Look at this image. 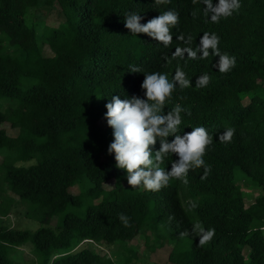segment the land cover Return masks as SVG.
Listing matches in <instances>:
<instances>
[{
  "label": "trees",
  "instance_id": "16d2710c",
  "mask_svg": "<svg viewBox=\"0 0 264 264\" xmlns=\"http://www.w3.org/2000/svg\"><path fill=\"white\" fill-rule=\"evenodd\" d=\"M239 2L213 22L203 0H0V98L15 102L0 111V218L21 205L23 217L39 225L30 232L0 224V264H20L10 254L25 245L30 258L18 259L26 264H115L97 250L114 245L127 250V264L138 256L130 243L139 236L150 252L171 245L162 264H264V0ZM169 10L179 22L167 46L124 25L127 13L144 24ZM205 34L218 38L206 57ZM224 55L235 58L226 73L219 71ZM157 72L170 82L180 72L189 82H176L163 110L183 109L178 134L204 127L213 139L187 184L170 179L148 191L132 188L115 167L104 117L113 95L145 98L144 74ZM205 75L209 82L200 86ZM229 128L231 142H221ZM177 159L169 155L160 167L170 171ZM234 168L243 184L235 183ZM81 179L85 189L71 193ZM251 191L257 194L247 203ZM83 205L82 214L70 211ZM55 216L53 228L44 226ZM83 240L90 247H78Z\"/></svg>",
  "mask_w": 264,
  "mask_h": 264
},
{
  "label": "clouds",
  "instance_id": "9594fccd",
  "mask_svg": "<svg viewBox=\"0 0 264 264\" xmlns=\"http://www.w3.org/2000/svg\"><path fill=\"white\" fill-rule=\"evenodd\" d=\"M170 0H155L157 5L165 4ZM195 2V0H194ZM206 5L205 15L211 13V20L218 22L221 17L231 16L233 11L240 8L239 0H218L213 5L212 0H203ZM195 15V13H193ZM143 17L136 13L125 15L124 25L132 35L146 34L156 41L163 42L167 46L171 42L170 27L179 22V13L165 11L158 17L142 24ZM218 38H209L207 34L202 38L203 55H208L209 47L215 49ZM219 54V53H217ZM195 58V53L190 52ZM235 65V58L227 55L220 57L219 71L228 72ZM130 72H141L138 67H130ZM141 89L144 97L131 96L121 99L119 95L111 96L105 105L107 111L105 119L108 127L112 129L113 141L109 144L107 153L114 154L115 167L126 172L128 185L132 188L142 186L148 191H159L167 186L170 179L183 180L188 183L189 170H195L204 166L203 156L206 148L212 143V137L204 127L193 128L191 132L179 135L182 123L181 112L183 109L177 105L166 115L163 114L166 100L171 96L176 82L182 87L188 85L183 78V73L178 72L174 81H169L165 74H144ZM209 82L207 75L199 79V85L205 86ZM235 130L227 129L220 137L221 142H231ZM175 138L169 142L168 137ZM159 141V150L153 154V149ZM175 154L178 159L172 161L171 170L165 171L160 167L164 159ZM210 172V167H205V177ZM120 219L125 227H130L128 217L123 214ZM214 229L209 230L200 240L203 246L210 242L214 236Z\"/></svg>",
  "mask_w": 264,
  "mask_h": 264
},
{
  "label": "rangeland",
  "instance_id": "374dc122",
  "mask_svg": "<svg viewBox=\"0 0 264 264\" xmlns=\"http://www.w3.org/2000/svg\"><path fill=\"white\" fill-rule=\"evenodd\" d=\"M3 47L5 48L7 52L10 51V48L6 44H3ZM44 54H47V53H44ZM14 105H15V102L11 101L10 99L0 98V111L1 112H6L7 110L13 108ZM6 132L9 136L15 135L14 130H7ZM233 177H234L235 183L237 184H243L245 182L243 174L237 168H234L233 170ZM86 184L87 182L85 181V179H81L78 182H76V184L74 185L75 188L70 190V192L75 193L77 192L76 189H78V191H82L85 189ZM103 187L106 190L110 189L111 183L107 182L103 185ZM255 194H257L256 191H251L248 200L245 199V201L247 203L251 201L256 196ZM83 209H84V205L79 208H71L70 211L82 214ZM23 212H25V208L23 206L21 205L13 206L11 208V212L9 216L5 218H0V224L6 225L8 227H13L14 229H18V230H27V231L33 232L39 225L34 220L27 218V217H23ZM58 219H59V216H55L50 220L48 224L44 226L53 228L55 224L58 222ZM130 244L135 245L134 247H132V250L136 251L138 256L135 259H132L130 263H127V264H162L164 262L166 250L171 246V245L165 244V246H162L160 249H155L154 251L150 252L144 247L143 236H139L138 238L134 239ZM81 246L90 247V243L88 240H83L81 243L78 244V247H81ZM126 248L129 251H131V248H129L128 246ZM187 248H188V241L184 239L181 242L180 249L184 250ZM29 250H30V246L28 245L21 246L16 251H14L12 254H10V257L15 259V261L17 262H21L20 264H26L23 262L29 260L30 258ZM97 250L99 251V253L105 252L108 256L112 258V260H114L115 264H122V262L129 255V253H127V250L121 251L119 249L116 252L117 250L116 245L112 246L111 248H108L107 250H103V249H97ZM18 258L22 260L23 262L20 261ZM29 264H35V263L30 262Z\"/></svg>",
  "mask_w": 264,
  "mask_h": 264
}]
</instances>
